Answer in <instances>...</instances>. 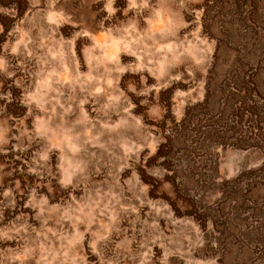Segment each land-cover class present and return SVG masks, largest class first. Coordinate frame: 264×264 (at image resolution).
I'll use <instances>...</instances> for the list:
<instances>
[{
    "label": "rangeland",
    "instance_id": "obj_1",
    "mask_svg": "<svg viewBox=\"0 0 264 264\" xmlns=\"http://www.w3.org/2000/svg\"><path fill=\"white\" fill-rule=\"evenodd\" d=\"M0 264H264V0H0Z\"/></svg>",
    "mask_w": 264,
    "mask_h": 264
}]
</instances>
